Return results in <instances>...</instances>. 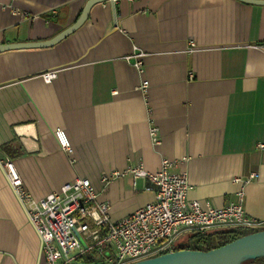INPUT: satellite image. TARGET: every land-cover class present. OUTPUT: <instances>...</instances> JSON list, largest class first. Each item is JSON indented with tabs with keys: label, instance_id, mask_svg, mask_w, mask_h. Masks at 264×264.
<instances>
[{
	"label": "crops",
	"instance_id": "obj_1",
	"mask_svg": "<svg viewBox=\"0 0 264 264\" xmlns=\"http://www.w3.org/2000/svg\"><path fill=\"white\" fill-rule=\"evenodd\" d=\"M86 1L0 0V44L50 39ZM48 71L57 72L51 82L42 77ZM59 128L72 152L59 143ZM260 143L264 5L108 0L56 46L0 52V160L14 161L37 198L89 178L97 201L122 220L155 194L147 180L135 186L117 172L140 162L157 171L167 158L177 162L171 171L188 172L191 198L222 207L243 188L246 212L264 221ZM255 172L247 184L236 180ZM9 185L0 165V264H44L41 237Z\"/></svg>",
	"mask_w": 264,
	"mask_h": 264
},
{
	"label": "built area",
	"instance_id": "obj_2",
	"mask_svg": "<svg viewBox=\"0 0 264 264\" xmlns=\"http://www.w3.org/2000/svg\"><path fill=\"white\" fill-rule=\"evenodd\" d=\"M1 9L4 6L0 3ZM134 56L137 58L135 66L142 71L140 58L143 54ZM42 77L51 82L57 77V72L48 71ZM148 84L144 80L141 88L146 90ZM56 136L61 146L72 152L66 132L59 128ZM150 136L153 144L161 143L160 129L152 122ZM259 147L264 148V144L260 143ZM0 165L9 186L41 237L44 264H81L83 261L79 259L87 254L92 258L93 255L98 256L100 264H130L173 252L179 244H189L190 237L198 233L264 229V221L252 218L246 212L243 188L237 192L236 201L222 207L201 202L189 196L193 187L188 172L171 171L177 162L167 158L163 159L157 171L147 170L140 162L122 173L117 172L119 176L131 174L135 186L137 179L147 180L145 190L155 194L154 200L122 220L112 219L110 204L97 201L96 190L89 178H76L37 198L25 186L12 159L0 160ZM258 176L255 172L236 180L243 185ZM103 179L108 181L109 177Z\"/></svg>",
	"mask_w": 264,
	"mask_h": 264
},
{
	"label": "water",
	"instance_id": "obj_3",
	"mask_svg": "<svg viewBox=\"0 0 264 264\" xmlns=\"http://www.w3.org/2000/svg\"><path fill=\"white\" fill-rule=\"evenodd\" d=\"M108 0H87L86 4L77 20L68 25L67 28L59 32L54 37L40 41H26L0 44V52L11 49L45 48L56 46L57 43L65 39L78 30L89 18L90 11L95 4ZM114 2V0H110ZM248 3L264 5V0H241ZM78 237L85 245L82 237ZM183 242L180 246H186ZM173 252L161 254L145 260L131 262L130 264H264L259 261L264 259V229L250 232L238 236V238L211 248L209 250H199L190 248H179Z\"/></svg>",
	"mask_w": 264,
	"mask_h": 264
},
{
	"label": "trees",
	"instance_id": "obj_4",
	"mask_svg": "<svg viewBox=\"0 0 264 264\" xmlns=\"http://www.w3.org/2000/svg\"><path fill=\"white\" fill-rule=\"evenodd\" d=\"M6 149L9 150V147L6 146ZM254 231H257V230L237 229V230H230L226 232L213 233V234L211 232V234H205V235L198 233L190 237L189 244H187L186 246H180L179 248H190V249L199 248V250H209L211 248L218 247L220 245L228 243L238 238V236L240 237L242 235H245V234H248ZM79 260L83 261V263L81 264H100V263L95 262L94 259L90 256L88 257L83 256Z\"/></svg>",
	"mask_w": 264,
	"mask_h": 264
},
{
	"label": "rangeland",
	"instance_id": "obj_5",
	"mask_svg": "<svg viewBox=\"0 0 264 264\" xmlns=\"http://www.w3.org/2000/svg\"><path fill=\"white\" fill-rule=\"evenodd\" d=\"M79 235H80V234H79ZM80 236H81V235H80ZM215 242H217V241H215ZM88 256L91 257V255H89V254L85 255V257H88ZM93 258H94V261L97 262V263L100 261V260H99V257L96 256V255H93ZM261 261H264V259H262ZM75 264H77V263H75ZM101 264H102V262H101Z\"/></svg>",
	"mask_w": 264,
	"mask_h": 264
}]
</instances>
